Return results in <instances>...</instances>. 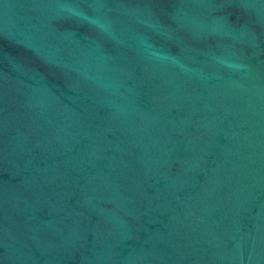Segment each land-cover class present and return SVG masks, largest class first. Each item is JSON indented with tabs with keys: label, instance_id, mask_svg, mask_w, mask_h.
<instances>
[{
	"label": "water",
	"instance_id": "95a60500",
	"mask_svg": "<svg viewBox=\"0 0 264 264\" xmlns=\"http://www.w3.org/2000/svg\"><path fill=\"white\" fill-rule=\"evenodd\" d=\"M0 264H264V0H0Z\"/></svg>",
	"mask_w": 264,
	"mask_h": 264
}]
</instances>
